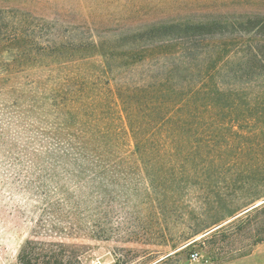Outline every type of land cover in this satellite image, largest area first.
I'll return each mask as SVG.
<instances>
[{
	"label": "rangeland",
	"instance_id": "374dc122",
	"mask_svg": "<svg viewBox=\"0 0 264 264\" xmlns=\"http://www.w3.org/2000/svg\"><path fill=\"white\" fill-rule=\"evenodd\" d=\"M254 17L264 0H0V264L29 239L67 245L76 264H264V214L247 218L264 204L261 71L218 75L225 106L203 108L202 91L197 110L153 126L133 116L164 74L133 47L176 40L134 33L221 22L192 42L204 70L235 62Z\"/></svg>",
	"mask_w": 264,
	"mask_h": 264
},
{
	"label": "trees",
	"instance_id": "16d2710c",
	"mask_svg": "<svg viewBox=\"0 0 264 264\" xmlns=\"http://www.w3.org/2000/svg\"><path fill=\"white\" fill-rule=\"evenodd\" d=\"M253 20L249 18L244 22L246 25H252L255 32L251 40L238 44L242 50L237 54L236 57L238 58L235 62H225L224 58L220 60L222 54H218L213 60V66L210 67L211 64H208L204 70H201L196 64L197 57L194 55L192 42L205 31L213 32L215 29L221 28V25H223L221 22L164 23L162 26L157 27L155 25L151 29L134 33L133 41H142L146 37L159 33H166L164 35L173 37L176 40H169L146 50L133 47L134 62L162 58L160 62L163 66L157 67L155 70H149V73H161V70L164 73L160 74L163 76L160 81L155 80L152 84L143 87L138 94L135 93L133 95L135 101L133 104V116L146 115L148 123L150 122L153 126L156 123L155 119H157V116L165 109L172 110L168 112L169 118L167 120L184 106L190 105L193 110H197L200 106L197 104L198 99L196 97L202 91L205 96V101L202 103L203 108L211 109L214 100V105L221 104V101H226L224 106L227 105V98L230 97V93L221 90L220 82L218 80L215 81L218 75L226 79L229 73L234 72L237 74L243 70L250 72L259 70L261 71L259 76L264 75V17H254ZM229 46V44L223 43L222 47H218L219 52L223 53ZM207 47H210V45ZM236 67L239 70L233 71ZM196 77H200L201 82L198 85L194 84ZM177 78L183 80L178 93L174 86ZM152 95H155L154 97L163 95L165 97L168 96V98L159 102V99L157 101L152 100ZM178 95H182V97L177 100ZM180 120L185 122V119L180 118L178 121ZM162 124L163 122H159L155 127ZM257 213L264 214V204L249 211L247 218H252ZM260 241H264V238L257 240V242ZM68 249L69 247L63 243L29 239L20 248L17 262L18 264L78 263L75 256L73 257L77 262L73 261V257L70 255L72 252L70 253Z\"/></svg>",
	"mask_w": 264,
	"mask_h": 264
},
{
	"label": "built area",
	"instance_id": "2783aa9c",
	"mask_svg": "<svg viewBox=\"0 0 264 264\" xmlns=\"http://www.w3.org/2000/svg\"><path fill=\"white\" fill-rule=\"evenodd\" d=\"M193 257H194V258H196V257H197V255H194Z\"/></svg>",
	"mask_w": 264,
	"mask_h": 264
},
{
	"label": "water",
	"instance_id": "95a60500",
	"mask_svg": "<svg viewBox=\"0 0 264 264\" xmlns=\"http://www.w3.org/2000/svg\"><path fill=\"white\" fill-rule=\"evenodd\" d=\"M254 207H256V206H254Z\"/></svg>",
	"mask_w": 264,
	"mask_h": 264
}]
</instances>
